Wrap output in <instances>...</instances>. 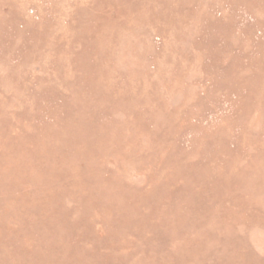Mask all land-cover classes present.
I'll return each instance as SVG.
<instances>
[{"label": "rangeland", "instance_id": "374dc122", "mask_svg": "<svg viewBox=\"0 0 264 264\" xmlns=\"http://www.w3.org/2000/svg\"><path fill=\"white\" fill-rule=\"evenodd\" d=\"M0 264H264V0H0Z\"/></svg>", "mask_w": 264, "mask_h": 264}]
</instances>
